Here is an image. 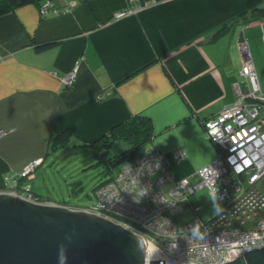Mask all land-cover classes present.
Wrapping results in <instances>:
<instances>
[{"label":"crops","instance_id":"1","mask_svg":"<svg viewBox=\"0 0 264 264\" xmlns=\"http://www.w3.org/2000/svg\"><path fill=\"white\" fill-rule=\"evenodd\" d=\"M140 1L149 6L117 18L127 0H50L45 13L36 4L2 12L7 1L0 0V191L27 164L42 158L43 166L63 147L89 151L115 124L140 114L151 119L150 145L173 178L191 176L218 155L201 123L232 105L237 87L247 90L241 43L259 84L254 99L264 98V17L214 36L264 0ZM76 60L67 87L60 77ZM63 131L67 141L52 149ZM34 174L31 187L44 197L46 171Z\"/></svg>","mask_w":264,"mask_h":264},{"label":"built area","instance_id":"2","mask_svg":"<svg viewBox=\"0 0 264 264\" xmlns=\"http://www.w3.org/2000/svg\"><path fill=\"white\" fill-rule=\"evenodd\" d=\"M147 6V2L140 0L129 2L117 16L132 14ZM48 8L50 2L46 1L42 13ZM239 49L249 62L247 65L244 60L241 73L249 77L258 92L247 47L241 43ZM78 64L76 60L71 70L60 77L65 86L74 84ZM250 93L242 88L232 105L224 107L217 117L204 121L208 137L218 149L215 160L199 167L191 176L177 179L164 166L162 153L148 148L144 156L125 164L116 179L97 190L99 201L95 207L83 210L111 219L141 235L145 245H155L156 251L140 264H149V260H164V264H223L261 248L264 245V161L260 162L258 156L259 153L264 156L261 138L264 131L259 130L261 127L264 130V98L255 100L258 104H247L243 110V99L253 96ZM259 106L261 111L256 112ZM243 150L247 151L239 155ZM176 155L180 152L176 151ZM31 165L26 167L27 171L13 175L5 190L27 201L46 204L25 183ZM166 184H171L167 192L163 189ZM201 188L208 189L219 202L220 210L204 220L198 215L201 207L192 206L196 217L178 224L175 217L182 205Z\"/></svg>","mask_w":264,"mask_h":264},{"label":"water","instance_id":"3","mask_svg":"<svg viewBox=\"0 0 264 264\" xmlns=\"http://www.w3.org/2000/svg\"><path fill=\"white\" fill-rule=\"evenodd\" d=\"M141 245V235L106 217L0 191V264H61V256L63 264H140ZM223 264H264V245Z\"/></svg>","mask_w":264,"mask_h":264},{"label":"rangeland","instance_id":"4","mask_svg":"<svg viewBox=\"0 0 264 264\" xmlns=\"http://www.w3.org/2000/svg\"><path fill=\"white\" fill-rule=\"evenodd\" d=\"M134 1L137 0H127V6L129 2H134ZM143 9H144L143 7H140L135 11V13L132 14H138ZM122 11L123 10L114 12L116 13L115 17L118 18L122 16L131 15V14H127V15L117 16V13H120ZM245 58L246 56H244L242 63L244 62ZM253 89L255 90V92H253ZM241 90H242L241 87H237V92H238L237 98L238 95H240ZM248 91L251 92L250 94H253V96H249L253 100L252 104H258V102L255 101L254 99L255 96L258 95L256 85L251 80ZM219 114L220 112L213 117L207 118L206 121L207 120L209 121L211 118L217 117ZM204 121H203L204 126H202V128L206 136H208L207 128ZM148 148H155V147L150 145L145 149ZM47 158H48L47 162L43 166H41L43 162L42 158L40 160L35 161L34 163L31 162L32 165L29 167L28 170L30 171V173L28 175V179H26L25 182L27 185L30 186L31 190H33L31 187V181L35 176L34 173L36 169L39 167L40 169H44L46 171V176H48V178H46V181L48 182L46 186L50 194L46 193L44 197L42 195L40 196V199L44 203H54L55 201H66V203L68 202L72 206H74L72 209H82V210L83 208L81 207H89V206H94L96 204L97 200H96V196L94 195L95 188L97 185L102 183L109 176V174L103 171L102 167L88 164L89 162L93 161L91 160L92 154L90 153V150L86 151V149L79 147H63L61 149L51 151V153L47 155ZM28 165L29 164H27V166ZM164 166H166V163L164 164ZM26 167L24 169H26L27 171ZM20 172H18V174ZM159 176L160 174L158 175V177ZM20 180H22L21 176H20ZM108 183L109 182L104 183L103 185L105 186ZM103 185H101L99 188H101ZM170 187L171 184H166L164 185L163 189L165 192H167V190H169ZM46 196H48L49 198L46 199ZM189 197H190L189 198L190 202L193 205L201 206L198 215L204 220L210 219L211 217L216 215L217 212L220 210L221 206L219 202L214 199V197L209 193L208 189L206 188H201L197 190ZM194 217H196V214L192 208V205H189L188 202H186L185 206H183V210L176 215L175 220L178 224H182L186 221L193 219Z\"/></svg>","mask_w":264,"mask_h":264},{"label":"trees","instance_id":"5","mask_svg":"<svg viewBox=\"0 0 264 264\" xmlns=\"http://www.w3.org/2000/svg\"><path fill=\"white\" fill-rule=\"evenodd\" d=\"M7 6L2 11H13L20 6L27 4H36L39 10L43 7L46 1L50 0H6ZM68 8L67 10H65ZM70 7L65 6L59 12L69 11ZM264 17V6L257 5L252 6L246 10H243L236 14L235 16L229 18L219 26L214 32V36L222 33L226 29L235 26L237 24L251 23L260 18ZM54 44L53 42H48L40 44L39 47H48ZM154 126L151 119L146 115H133L129 119L123 120L115 124L110 131H108L103 136L99 137L94 143L93 147L90 149L92 154V162L89 165H96L102 167L103 171L107 172L109 176L99 185L96 186L94 195L96 196V204L89 207H81L83 209L93 208L98 203V196L96 195L97 190L101 185L114 180L122 170L123 166L129 162H135L144 156L146 147L150 146L152 139L154 138ZM68 139V133L63 131L56 134L53 138V147L60 144H64ZM118 147V148H117ZM145 149V150H144ZM33 191V190H32ZM34 192V191H33ZM36 197L40 199L39 194L34 192ZM55 204L66 205L69 207H74L66 201H55Z\"/></svg>","mask_w":264,"mask_h":264},{"label":"bare ground","instance_id":"6","mask_svg":"<svg viewBox=\"0 0 264 264\" xmlns=\"http://www.w3.org/2000/svg\"><path fill=\"white\" fill-rule=\"evenodd\" d=\"M60 11H61V9H60ZM53 12H54V11H53ZM58 12H59V11H58ZM238 48H239V46H238ZM239 50H240V49H239ZM243 54H245V53H243ZM245 61H246L247 65H249V62H248V60H247L246 58H245ZM74 64H75V63H74ZM72 67H73V66H72ZM239 73H240L241 76H243V77L245 78L247 84L250 85V79H249V77L244 76V75L241 73V70L239 71ZM248 89H249V86H247V90H248ZM243 101H244L243 104H242V109H243V110L246 108V105H247V104H252V103H253V101H252L251 98H249V97H245V98L243 99ZM255 110H257L256 112H260V111H261L260 106L258 107V109H255ZM262 123H264V118H263V120H262ZM201 124H202V126H204V123H203V122H202ZM259 130L264 131V130H263V127L259 128ZM207 137H208V136H207ZM208 138H209V137H208ZM261 138H262V140H264V132L262 133ZM209 140H210V139H209ZM253 149H254V146H252V149H251V150H253ZM244 151H247V150H243V152H241L239 155H242V154L244 153ZM250 152H251V151H250ZM248 156H249V154H248ZM248 156H247V157H248ZM244 159H246V157H245ZM258 159H259L260 162H263V161H264V156H263L262 153H259ZM245 164H246V163H244V166H245Z\"/></svg>","mask_w":264,"mask_h":264},{"label":"clouds","instance_id":"7","mask_svg":"<svg viewBox=\"0 0 264 264\" xmlns=\"http://www.w3.org/2000/svg\"><path fill=\"white\" fill-rule=\"evenodd\" d=\"M141 247H142L143 251L145 252L146 260L148 259V257H150L156 251L155 245L150 244V243L147 244L146 246L141 245ZM64 259H65V257L61 256V264H63Z\"/></svg>","mask_w":264,"mask_h":264}]
</instances>
